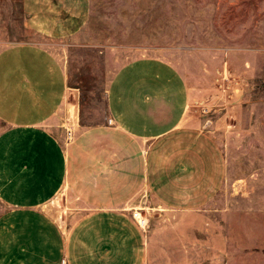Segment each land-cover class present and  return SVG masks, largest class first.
<instances>
[{
  "label": "crops",
  "instance_id": "crops-1",
  "mask_svg": "<svg viewBox=\"0 0 264 264\" xmlns=\"http://www.w3.org/2000/svg\"><path fill=\"white\" fill-rule=\"evenodd\" d=\"M59 5L23 0L18 23L0 5V192L11 212L0 221V264H154L144 211L194 206L191 182L208 154L218 194L230 159L224 111L208 134L184 65L164 59L158 71L154 57L136 56L103 73L106 112L79 126L83 92L54 45L81 28L73 13L59 20ZM60 195L55 217L47 207Z\"/></svg>",
  "mask_w": 264,
  "mask_h": 264
},
{
  "label": "rangeland",
  "instance_id": "rangeland-1",
  "mask_svg": "<svg viewBox=\"0 0 264 264\" xmlns=\"http://www.w3.org/2000/svg\"><path fill=\"white\" fill-rule=\"evenodd\" d=\"M22 3L0 0L12 23L22 20ZM54 3L60 4V21L73 13L74 27L81 28L66 47L54 45L69 59L73 81L83 92L77 100L79 126L98 123L106 112L103 73L109 78L119 63L136 56L154 57L158 71L164 59L184 65L188 84L201 96L192 107L208 134L216 111H224L220 146L230 159L218 194L211 199L208 154L202 175L191 182L188 200L194 206L144 211L154 264H264V0ZM4 128L0 121V133ZM61 196L47 207L55 217L65 210ZM9 213L0 192V221Z\"/></svg>",
  "mask_w": 264,
  "mask_h": 264
},
{
  "label": "built area",
  "instance_id": "built-area-1",
  "mask_svg": "<svg viewBox=\"0 0 264 264\" xmlns=\"http://www.w3.org/2000/svg\"><path fill=\"white\" fill-rule=\"evenodd\" d=\"M68 136H72V132L68 131ZM133 217L136 219L138 225L142 228H145L147 225V219L143 217L141 210H134Z\"/></svg>",
  "mask_w": 264,
  "mask_h": 264
}]
</instances>
